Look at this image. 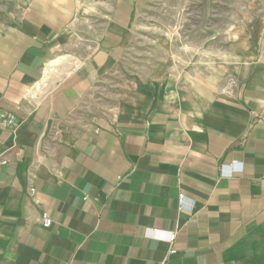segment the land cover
<instances>
[{
  "label": "crops",
  "instance_id": "0c3cea01",
  "mask_svg": "<svg viewBox=\"0 0 264 264\" xmlns=\"http://www.w3.org/2000/svg\"><path fill=\"white\" fill-rule=\"evenodd\" d=\"M145 1L0 0V264H264V20L124 75Z\"/></svg>",
  "mask_w": 264,
  "mask_h": 264
},
{
  "label": "rangeland",
  "instance_id": "374dc122",
  "mask_svg": "<svg viewBox=\"0 0 264 264\" xmlns=\"http://www.w3.org/2000/svg\"><path fill=\"white\" fill-rule=\"evenodd\" d=\"M260 19L264 20V0H146L140 7L133 44L119 68L130 76L151 75L159 64L182 66L190 61L191 52L221 51L227 40L232 44L242 32L232 26ZM248 30L252 34V28ZM173 54L178 59L173 60ZM67 55L49 70L62 69L73 58ZM45 87L43 82L41 90Z\"/></svg>",
  "mask_w": 264,
  "mask_h": 264
},
{
  "label": "built area",
  "instance_id": "2783aa9c",
  "mask_svg": "<svg viewBox=\"0 0 264 264\" xmlns=\"http://www.w3.org/2000/svg\"><path fill=\"white\" fill-rule=\"evenodd\" d=\"M234 84H235L234 80L231 79L229 85L233 86ZM16 122H17L16 116L11 112L3 110V108L0 106V127L5 129H14L16 127ZM3 163L6 164L7 161H3ZM29 191L30 194L33 196L36 193V189L33 186L30 187ZM184 199H185L184 195H181L180 196L181 204L183 203ZM42 222L45 228H50L53 225V221L51 220L47 212L42 214ZM156 234L158 237H160V239L167 240L170 243H174L176 240V234L173 232H167L166 234L162 235L160 232L156 231ZM175 252H176L175 249H171L170 251L171 254H174Z\"/></svg>",
  "mask_w": 264,
  "mask_h": 264
},
{
  "label": "bare ground",
  "instance_id": "6f19581e",
  "mask_svg": "<svg viewBox=\"0 0 264 264\" xmlns=\"http://www.w3.org/2000/svg\"><path fill=\"white\" fill-rule=\"evenodd\" d=\"M40 92V91H39ZM42 93V92H41Z\"/></svg>",
  "mask_w": 264,
  "mask_h": 264
}]
</instances>
